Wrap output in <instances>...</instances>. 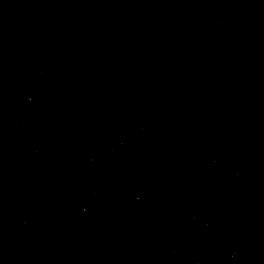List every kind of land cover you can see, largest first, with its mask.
<instances>
[{"label":"water","instance_id":"obj_1","mask_svg":"<svg viewBox=\"0 0 264 264\" xmlns=\"http://www.w3.org/2000/svg\"><path fill=\"white\" fill-rule=\"evenodd\" d=\"M0 264H264V0H0Z\"/></svg>","mask_w":264,"mask_h":264}]
</instances>
